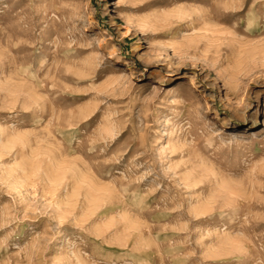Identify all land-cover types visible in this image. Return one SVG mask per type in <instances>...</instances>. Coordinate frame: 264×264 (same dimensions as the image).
<instances>
[{
  "label": "rangeland",
  "instance_id": "1",
  "mask_svg": "<svg viewBox=\"0 0 264 264\" xmlns=\"http://www.w3.org/2000/svg\"><path fill=\"white\" fill-rule=\"evenodd\" d=\"M0 264H264V0H0Z\"/></svg>",
  "mask_w": 264,
  "mask_h": 264
},
{
  "label": "bare ground",
  "instance_id": "2",
  "mask_svg": "<svg viewBox=\"0 0 264 264\" xmlns=\"http://www.w3.org/2000/svg\"><path fill=\"white\" fill-rule=\"evenodd\" d=\"M174 66V63L172 60H170V62L168 63V68H172Z\"/></svg>",
  "mask_w": 264,
  "mask_h": 264
}]
</instances>
